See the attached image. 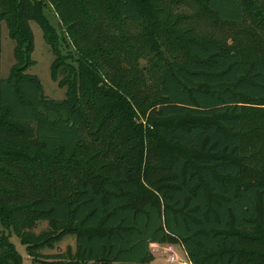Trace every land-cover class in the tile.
I'll return each instance as SVG.
<instances>
[{
    "label": "trees",
    "instance_id": "1",
    "mask_svg": "<svg viewBox=\"0 0 264 264\" xmlns=\"http://www.w3.org/2000/svg\"><path fill=\"white\" fill-rule=\"evenodd\" d=\"M100 1L0 0V22H6L17 53L28 56L33 50L30 22L55 48L57 33L43 13L49 2L68 35L78 27L72 33L80 54L73 77L79 90L90 87L94 95L98 73L85 61L88 57L95 66L117 67L120 56L128 54L131 72L140 58L156 60L157 113L167 119L162 141L176 150L167 153L148 136L158 153L149 152L142 163V149L129 144L140 143L143 133L126 118L112 126L94 111L93 125L86 129L80 103L68 96L46 97L36 76L1 77L0 109L6 122L0 119V264H20L3 229L18 234L33 256L35 237L28 229L37 221L74 225V263L148 262L156 243L179 244L190 264H264V160L252 163L244 154L250 140L264 152V145L258 146L263 133L259 115L246 108L248 101L264 100V43L250 33L254 48L247 54L212 33L188 36L180 47L182 59L161 66L160 47L153 48L147 28L125 32L123 24L145 22L137 1L110 0L108 10L118 23L100 27L104 35L82 55L86 31L79 28L84 17L101 21L94 12L97 6L101 10ZM204 4L218 24L233 28L245 25L250 5L264 15V0ZM145 39L151 42L147 52L135 45ZM157 39L165 43L162 33ZM146 78L142 73L137 79L142 84ZM247 124L253 133L248 137ZM37 149L58 151L67 160L49 162V169L48 158L34 154Z\"/></svg>",
    "mask_w": 264,
    "mask_h": 264
},
{
    "label": "rangeland",
    "instance_id": "2",
    "mask_svg": "<svg viewBox=\"0 0 264 264\" xmlns=\"http://www.w3.org/2000/svg\"><path fill=\"white\" fill-rule=\"evenodd\" d=\"M44 1V0H43ZM138 5L145 13V22L143 24H123L127 29V35L136 34V29L140 31L147 28L150 37L153 40V48L160 47L161 60L160 65L163 66L170 62L180 61L184 51L180 50L182 40L188 36H208L212 33L215 37L226 40L225 43L242 47L245 53L250 54L254 45L250 33L264 43V15L252 5L248 6L247 22L240 28H233L223 23L216 22L214 17L205 7L204 0H136ZM101 10L98 6L94 8V12L101 14V21L93 23L98 19L91 16L90 20L83 18L85 25L80 27L82 31H86L84 41L81 39V54L84 55L85 49H89L94 45L97 37L104 35L100 27L117 22L116 16L112 15L110 10V0H101ZM43 13L47 21L55 29L57 39H54L55 48L46 44L43 34L39 26L35 22H30L31 31L33 33V50L30 55L25 56L22 52H16L14 42L10 38L7 24L5 21L0 22V78L8 77L13 74H30L38 78L42 93L51 99L61 100L66 96L73 99L76 103H80V108L84 112L83 124L86 129L93 124V112H99L100 117L106 116L113 125H117L126 118L128 124L137 130L142 131L143 140L140 143L132 141V145L136 151L142 149V163L149 152L158 153L154 150L152 141L146 140L148 136L153 138L165 152H174L176 149L170 145H165L162 141V127L167 119H162L158 113V103L160 96L157 87V70L159 69L156 60L149 61L148 58H140L132 72L127 67V56H120L119 66L114 67L110 64L103 66H95L89 60L85 59L92 68H96L98 73L97 94L92 93V89L87 87L86 91L79 90L76 86L79 81L73 77L78 67V46L73 42L74 35L78 27H73L66 32V23L61 24L59 18L54 12L49 2L45 3ZM105 12V13H104ZM103 13V14H102ZM100 19V18H99ZM72 25H70L71 27ZM157 27V28H156ZM250 27V28H249ZM246 30H243L245 29ZM248 28V29H247ZM159 33L163 34L164 41L157 39ZM151 43V42H150ZM150 43L147 40H141L139 44L135 42L136 48L147 52ZM104 46L103 44H101ZM260 45V43H259ZM264 46V45H263ZM105 47V50L107 47ZM262 51V50H261ZM130 57V56H129ZM132 57V56H131ZM125 59V61H123ZM129 65V64H128ZM53 68H55L53 70ZM52 70L55 76H52ZM90 71V70H89ZM92 76L95 74L90 71ZM144 73L147 78L141 84L138 77ZM89 77V78H91ZM96 83V82H95ZM73 84L75 86H73ZM73 93L70 94L71 89ZM110 93V95H109ZM93 96V97H92ZM91 105V106H90ZM246 108L251 111L255 109L259 115V124L263 128L262 137L258 146L264 145V100L248 101ZM254 115H251L253 117ZM179 117L171 118L178 119ZM0 119L6 122V117L0 109ZM4 122V121H3ZM251 124L245 126L246 136L251 135L248 128ZM31 127V126H30ZM83 138L87 140L84 132ZM162 146V147H161ZM185 150L183 149V152ZM76 157H78V149H76ZM167 152V153H168ZM42 159L47 157L48 167L53 166L49 162H62L67 159L63 158L58 151H42L37 149L34 153ZM244 154L248 155L252 163L264 160V152L257 151L254 140H250ZM135 156V155H134ZM133 156V157H134ZM132 157V158H133ZM83 158V157H82ZM80 158V161L82 160ZM2 160V159H1ZM71 162H75L70 158ZM3 166V163H2ZM143 167V165H142ZM138 167H132V171L137 172ZM3 171L5 169L3 168ZM106 173V171H105ZM108 175H112V171L107 168ZM106 173V174H107ZM17 174V173H16ZM68 175V174H67ZM76 179V175L71 177V182ZM74 225L70 223L53 224L46 221H37L28 229L34 239L31 241L33 245L32 254H29L27 245L22 241L18 234L13 230L3 229V233L8 236V240L19 256L20 264H81L74 263L75 259V236L71 232ZM61 234L59 239L57 236ZM53 236V238H49ZM57 237V238H54ZM168 244H157L151 248L154 259L152 261L139 264H176L168 260L170 252H165L163 247ZM173 254L177 259L184 260L189 264L182 247L179 244H172ZM95 264H112L110 261H98Z\"/></svg>",
    "mask_w": 264,
    "mask_h": 264
},
{
    "label": "built area",
    "instance_id": "3",
    "mask_svg": "<svg viewBox=\"0 0 264 264\" xmlns=\"http://www.w3.org/2000/svg\"><path fill=\"white\" fill-rule=\"evenodd\" d=\"M155 247V246H154ZM163 250L165 252H170L171 254L169 255L168 257V260L172 263H176V264H188L186 261L184 260H180V259H177L174 254H173V249H172V246L171 245H166L163 247Z\"/></svg>",
    "mask_w": 264,
    "mask_h": 264
},
{
    "label": "crops",
    "instance_id": "4",
    "mask_svg": "<svg viewBox=\"0 0 264 264\" xmlns=\"http://www.w3.org/2000/svg\"><path fill=\"white\" fill-rule=\"evenodd\" d=\"M157 244L156 243H153V244H151V248L152 247H154V246H156ZM183 249V248H182ZM183 252H184V254H185V256H186V253H185V251H184V249H183ZM187 257V256H186ZM190 264V263H189Z\"/></svg>",
    "mask_w": 264,
    "mask_h": 264
}]
</instances>
